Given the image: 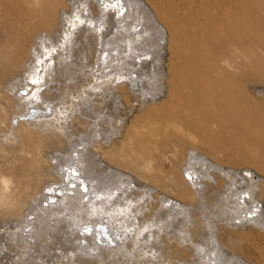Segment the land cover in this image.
Wrapping results in <instances>:
<instances>
[{"label": "bare ground", "instance_id": "1", "mask_svg": "<svg viewBox=\"0 0 264 264\" xmlns=\"http://www.w3.org/2000/svg\"><path fill=\"white\" fill-rule=\"evenodd\" d=\"M13 1L1 0L0 9H8ZM91 1L97 4L98 14L91 12ZM16 9L19 29H10L5 36L3 30L0 42V264L52 260L50 249L53 245L64 248L63 244L72 241L69 236L76 239L71 251H77L78 262L94 264L96 259L105 261L109 256L119 259L132 253L127 239L138 245L135 250L153 251L152 238L156 240L161 231L170 227L174 229L175 255L166 254L169 264L239 263L234 256L222 259L225 253L220 243L210 247V237L202 243L194 242L190 206L168 197L158 209L148 212V203L143 200L148 193L146 186L134 193L137 186L131 176L100 157L99 150L115 144L122 136L125 115L113 122L110 110L102 113L95 102H90L89 90L97 94L104 88L115 93L124 84L142 103L148 95L163 93L161 81L160 89L143 84L154 79V85L158 76L160 80L166 76L161 64L167 32L154 13L142 0H22ZM78 31L92 33L89 46L84 43L86 49L95 52L89 61L92 67L86 74L87 83H83L77 68L82 66L80 54L86 52L84 57L88 58L87 50L78 44ZM149 58H156L159 72L154 71L153 63L151 75L144 68L140 71L139 66ZM6 68H14L15 72L6 76ZM173 79L170 73L168 82ZM214 87L208 85L205 93L192 92L195 104L178 108L172 105L174 110L165 112L159 124L136 129L127 151L103 150V156L108 155L111 162L144 179L158 182V151L176 148L179 143L189 144L180 165L179 188L186 187L183 194L194 200L191 203L205 201L202 180L214 179L208 174L213 168L226 179V190L218 191L219 198L212 205L216 210L212 209L211 214L223 220L230 209L239 222L232 221L231 215L230 224L229 219L222 221L227 227H236V223L244 226L246 222L264 227V207L260 198L254 197L264 180L249 168L241 174L210 162L195 147L205 134L215 136L212 127L226 122L224 114L218 118L211 115L219 113L215 102L206 109L201 106L200 98L213 96ZM119 95L114 96L117 105ZM166 96L172 104L177 100L172 92ZM80 118L86 120L85 128L76 127ZM105 122L104 127L101 123ZM177 166L173 164L174 169ZM160 174L164 175L162 171ZM167 179L175 181L173 175ZM208 221L209 216L200 225L214 228V222ZM183 249L189 252V259L177 256Z\"/></svg>", "mask_w": 264, "mask_h": 264}, {"label": "rangeland", "instance_id": "2", "mask_svg": "<svg viewBox=\"0 0 264 264\" xmlns=\"http://www.w3.org/2000/svg\"><path fill=\"white\" fill-rule=\"evenodd\" d=\"M21 1L22 0H20V3ZM142 1L148 9L154 13L155 18L163 24L167 32L163 51V64H161V67L164 68L166 72V76L164 78L162 77L163 79L161 80V77L158 76V79L156 78L157 82H155L154 85V79H150V81H148L149 83L145 80L143 84L144 86L147 85L145 86L146 88L153 87L157 89L158 87V89H160V84L162 82L163 93L156 94V97L148 95L144 103H142V99H139L135 93L131 94L128 88L126 89V87H123L124 84L120 85L119 88H122H120L119 91L116 89L115 93L108 92L104 88L103 90H99L97 94L93 93V90H89L90 92L87 94L89 95L90 102H95L99 107V111L101 110L102 113L104 110H110L113 115V122L118 119L119 115H125L122 136L118 137V141L115 144L99 150L100 157L112 168L120 169L131 176L133 183L137 186L134 193L141 192L146 186L145 189L148 193L146 191L147 194L143 200H145V204L148 203L145 205L148 208V212L149 210L158 209L162 202L164 200L166 201L168 197L190 206L189 213L191 219H193L191 228L195 230V232L192 233V237L193 240L195 239V243H202L205 238L210 237L213 240L209 242V246L213 243L210 247L220 243L219 245L225 253V255H222V259L225 256L226 259H230L233 256L238 257L239 263L232 261L230 264H246V262L249 264H264V227H256L247 222L244 226L240 223H236L237 225L239 224L236 227H227V225L223 224L226 223L225 220L229 219V224L232 217V221H238L235 217L236 214L232 213L230 209H227L228 214H230L229 217L226 212V216L224 215L225 218H223V220L211 214L212 209L216 210L212 208V205L215 199L219 198L217 195L218 191L226 190V187L223 185L226 179L219 175V171L213 168L210 169L208 174L214 177V179L211 180L204 177L205 179L203 178L202 180L204 188H206L205 203H191L194 202V200L188 195L183 194L186 192V187L181 186V188H179V185L182 184V168L180 165L185 155V147L189 146V144L184 146V144L179 143L176 148L170 147L167 150L158 151L159 153L156 155L155 160L156 163H159L157 165L159 173L157 174L161 176L158 182L144 179L135 171L120 167L111 162L108 155L103 156V150L110 149L113 152L127 151L129 141L136 129H144L145 126L151 127L153 123V126H155L163 119L165 112L171 111L172 109L174 110L175 107L173 108V106L178 108L184 105L187 106L188 103L191 105L195 104L196 98H194L191 93H205L209 85L211 87L215 86L214 95L210 97L202 96L200 98L201 106L206 109L205 106L215 102V104H218L219 113L216 114L213 112L211 115L218 118V116L224 114L226 116V122H219L216 127H212L215 136L210 137L205 134L203 139L200 140L201 143H197L195 147L198 146L197 149L201 152L200 154H203L206 160L210 162L218 163L226 169L231 168L237 170L242 172L241 174H244L245 168H249L264 180V0ZM179 2H181L180 6L176 4H179ZM20 3L14 0L8 9H0V42H2L1 33L3 30H5V36L6 34H10V29H19V23L17 22L20 17L16 8ZM90 3L94 6L91 12L96 11L98 14L97 4L93 1ZM90 34L89 32L87 34H82L78 31L77 37L80 38L78 43L80 47L85 48L89 46L88 41L90 40L88 37L91 36ZM84 43L87 46L84 45ZM86 50L88 58L84 57L86 52L80 54L79 59H81V65L83 67H77L79 68L78 72L84 77L82 78L83 83L88 82L87 75H89L92 67L89 61H92L93 55L95 54L94 51L90 52L88 49ZM58 51L59 50L54 52L55 56ZM83 60H85V62ZM148 60L149 62L143 63L144 67H138L140 71L144 68L146 73H152V63L155 64L154 71L159 72L161 70L160 66L155 61L156 58L153 60L149 58ZM228 64H231V66H228ZM81 69L85 70L82 71ZM13 71L14 68H6L4 74L6 76H11ZM170 73H172L174 79L168 82ZM214 73L219 74L216 75ZM156 89L153 90L156 91ZM171 92L177 97L175 98L177 100L173 101L176 102L173 104L171 102L172 100L166 96ZM116 95H119L120 104L118 105L114 101V96ZM208 98L210 99L209 101ZM4 105H6V103ZM115 105L118 107H115ZM131 105L133 108L130 109L129 107ZM81 118L76 127L85 128L86 120ZM101 125L105 127L106 122L101 123ZM124 143L127 145L123 146ZM173 164L178 165L176 169L173 168ZM161 171L164 175L160 174ZM167 174L168 176L173 175L175 181L172 182L167 179ZM177 181L179 184H177ZM263 185L264 183L261 182V186L256 188L254 193L255 198H260L259 201L262 207H264ZM224 202L227 203L225 200ZM197 207L200 208L198 209ZM203 210H206V212L203 213ZM207 216H209L210 221L215 224L212 229H210L211 227L209 228V226L207 227L206 224V226L200 225L202 223L201 221ZM215 221L218 224H216ZM216 227L217 229H215ZM173 230L174 229L170 227L165 230L166 232L161 231L160 236L157 237L156 240L152 238L153 241L151 240L150 242L152 243L150 244L154 246L153 251L152 249L151 251L147 249L135 250L138 245H132L133 242L127 239V244L129 243L130 247H133L131 255L126 256L128 258L120 257L121 260L120 258H111V256H109L105 261L96 259L94 264H169L170 262L168 258H166V254L175 255V250H173L175 239ZM211 230L216 231L213 233ZM197 231L200 234L197 233ZM209 231H211V233ZM69 237L72 241L63 244L62 246H64V248H56V245H53L54 250L50 249L53 259H48L50 262L43 260L41 264H54L55 262V264H57L60 261L61 263L64 261L63 264H83V261L78 262L77 260V251H71L76 239L71 236ZM213 237L215 238L213 239ZM157 247L158 249L155 252L154 250ZM142 250L143 252H141ZM58 251H64L65 253H59ZM182 252V255L177 256L184 260L190 258L189 252L186 249H183ZM58 254H60V256ZM55 257L59 258V260L57 259L58 262H54V260H56ZM72 259H75L74 262H72ZM115 260L117 261L115 262ZM172 260L175 261L176 259L174 258ZM37 264H40V260H38Z\"/></svg>", "mask_w": 264, "mask_h": 264}]
</instances>
